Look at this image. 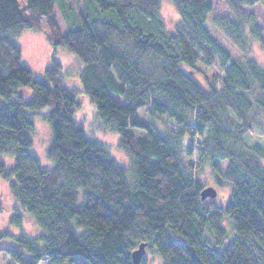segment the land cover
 Here are the masks:
<instances>
[{
  "label": "trees",
  "instance_id": "1",
  "mask_svg": "<svg viewBox=\"0 0 264 264\" xmlns=\"http://www.w3.org/2000/svg\"><path fill=\"white\" fill-rule=\"evenodd\" d=\"M170 1L173 30L162 0H0V180L16 208L0 223L9 264H134L143 243L159 264H264V147L244 142L264 114V68L244 56L245 37L263 42L242 12L264 0H228L235 21L220 31L240 57L214 36L209 0ZM25 29L80 60L82 89L102 129L118 132L128 167L76 118L80 102L59 61L40 78L23 63L16 39ZM214 61L220 71L209 76ZM37 116L52 131L44 158ZM161 116L174 126L166 133L154 122ZM205 165L232 184L226 207L202 199Z\"/></svg>",
  "mask_w": 264,
  "mask_h": 264
},
{
  "label": "rangeland",
  "instance_id": "2",
  "mask_svg": "<svg viewBox=\"0 0 264 264\" xmlns=\"http://www.w3.org/2000/svg\"><path fill=\"white\" fill-rule=\"evenodd\" d=\"M213 7V12L210 15L211 30L215 37L234 53V55L240 57L242 51L234 46L225 35L220 31L222 22L228 20L234 22L235 19L231 14L228 0H209ZM242 12L249 18L250 27L254 30H258V34L263 43L253 39L249 33L245 37V47H249V52L243 53L244 56L254 59L259 65L264 68V4H258L254 7H243ZM160 14L165 20L169 30H173L176 23L179 21V14L175 4L170 0H162ZM60 25L63 32L67 31V28L60 19ZM22 52L23 63L32 70L39 78L43 77L44 70L51 65L52 59L55 58L63 66V83L64 85L73 91L77 92V97L80 102V109L77 112L76 118L83 122L86 126V131L89 137L94 138L103 143L109 150L111 156L118 162L119 165L128 167L131 158L126 155V152L120 148V136L116 131L104 130L101 126V121L97 119V113L94 103L90 97L84 93L83 86L80 81V74L83 68L82 63L74 53L66 50L65 48H54L51 46L45 35L34 29H25L20 36L16 39ZM214 68L207 70L206 73L211 76L215 70L218 69V63L213 62ZM216 67V68H215ZM218 71H220L218 69ZM221 73V72H220ZM194 74V73H193ZM195 78L203 85L206 82L200 73H195ZM217 85L220 88V80L217 81ZM47 111V109L43 110ZM140 116L145 120H151L145 111L141 110ZM154 122L158 126L159 130L166 133L169 128L174 126L167 120V117H155ZM34 134L35 135V148L39 157H45V150L49 147L52 137V131L49 124L41 116L34 118ZM167 130V131H166ZM252 133H248L244 142L247 145H254L259 143L264 147V114L255 116V120L252 123ZM136 136H145L146 132L142 130H133ZM46 147V148H45ZM264 165V159L262 160ZM199 175L204 179L207 186H211L217 189L218 195L214 199L220 207H226L230 201V195L232 191V184H218L213 180L211 169L208 165L203 166L198 170ZM15 204L10 195L8 185L0 180V223H7V216L10 211H15ZM228 229H231V223L224 222ZM24 227L29 233H37L35 223L32 219L25 217L24 215ZM145 264H159L161 260L157 255L151 253H145ZM163 261V260H162ZM10 257L6 254L0 253V264H9ZM40 264H47L41 262ZM164 264V262H163Z\"/></svg>",
  "mask_w": 264,
  "mask_h": 264
},
{
  "label": "water",
  "instance_id": "3",
  "mask_svg": "<svg viewBox=\"0 0 264 264\" xmlns=\"http://www.w3.org/2000/svg\"><path fill=\"white\" fill-rule=\"evenodd\" d=\"M217 190L214 187H207L204 189L201 193L202 199L206 198H215L217 196ZM146 243H143L139 246L138 249H136L133 254V262L134 264H140L142 262V259L146 253Z\"/></svg>",
  "mask_w": 264,
  "mask_h": 264
}]
</instances>
